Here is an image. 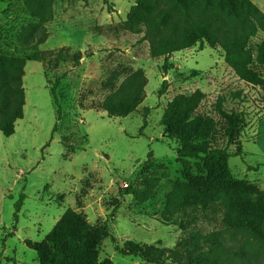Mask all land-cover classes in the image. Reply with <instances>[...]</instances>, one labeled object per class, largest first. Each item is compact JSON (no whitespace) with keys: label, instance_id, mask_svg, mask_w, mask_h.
Wrapping results in <instances>:
<instances>
[{"label":"rangeland","instance_id":"1","mask_svg":"<svg viewBox=\"0 0 264 264\" xmlns=\"http://www.w3.org/2000/svg\"><path fill=\"white\" fill-rule=\"evenodd\" d=\"M27 1L0 0V53L32 58L25 60L24 118L14 135L0 132V264H41L35 248L67 211L93 226L109 223L110 236L92 244V263L109 258L113 264H184L186 258L175 253L185 232L165 216L166 201L174 185L187 179L185 162L192 174L197 168L195 160H178V144L163 125L167 104L199 89L207 97L197 113L215 119L222 130L214 106L223 97L224 107L243 121L236 145L227 146L220 131L216 146L241 151L229 159L232 177L264 190V85L241 81L224 52L209 46L172 54L173 66L164 72V58L150 56L143 34L123 29L136 0H108L111 12L103 0H30L52 1L53 18L45 25L28 11ZM252 1L264 12V0ZM44 28L48 39L37 45ZM61 48L68 50L67 58L54 69L49 61ZM38 53L46 61L33 59ZM138 69L147 85L134 113L114 118L96 108L114 90L111 81L118 87ZM56 78L62 116L53 133L56 110L49 88ZM164 81L168 89L160 96ZM150 152L153 166L141 172ZM129 186L151 195L139 202L126 192ZM21 194L25 200L16 221ZM210 217L214 221L201 217L197 225L205 231L223 228L220 212ZM128 241L137 245L136 254L121 252Z\"/></svg>","mask_w":264,"mask_h":264},{"label":"trees","instance_id":"2","mask_svg":"<svg viewBox=\"0 0 264 264\" xmlns=\"http://www.w3.org/2000/svg\"><path fill=\"white\" fill-rule=\"evenodd\" d=\"M103 1L111 12L112 4ZM51 4L52 1L28 0L26 8L45 25L53 18ZM122 26L131 33L143 34L141 40L148 42L150 56L164 58V72L173 66L169 64L172 54L197 45L200 49L209 46L224 52L225 63L241 81L264 85V12L252 0H136ZM48 36L42 29L36 44H44ZM67 51L61 48L49 65L57 69L65 62ZM29 59L32 58H25ZM33 59L46 61L45 53H38ZM25 60L0 53V132L6 137L15 134L17 121L24 118ZM78 64L76 60L75 65ZM60 82L61 78H56L49 88L56 110L53 133L62 116ZM110 85L114 90L96 107L110 117H127L145 100L147 77L142 69L133 71L118 87L112 81ZM167 89L164 81L159 95ZM206 97L199 89L178 94L168 102L163 115L168 137L178 144V160H195L197 168V173L192 174V165L185 162L186 181L176 183L167 197L165 216L185 232L175 255L184 256V264H264V190L232 177L229 159L241 155V151L230 153L228 147L216 146L220 131L227 146L237 144L242 117L227 110L224 98L219 97L214 110L223 124L221 130L215 119L197 113ZM152 158L150 152L141 172L153 166ZM126 192L133 193L139 202L151 195L131 186ZM24 200L25 195L21 194L15 205L16 221ZM188 208L192 211L188 212ZM217 212L222 215V229L205 231L197 225L201 217L214 221L210 214ZM109 236L107 221L93 226L85 216L67 211L35 250L41 264H97L91 261L92 244ZM121 252L136 254L137 245L128 241ZM98 264L113 262L107 258Z\"/></svg>","mask_w":264,"mask_h":264},{"label":"crops","instance_id":"3","mask_svg":"<svg viewBox=\"0 0 264 264\" xmlns=\"http://www.w3.org/2000/svg\"><path fill=\"white\" fill-rule=\"evenodd\" d=\"M113 11V10H112Z\"/></svg>","mask_w":264,"mask_h":264}]
</instances>
